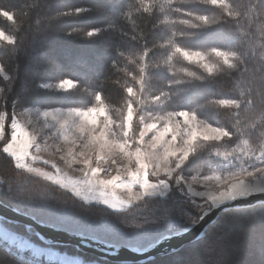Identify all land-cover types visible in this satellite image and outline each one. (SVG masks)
<instances>
[{
	"label": "snow or ice",
	"instance_id": "obj_1",
	"mask_svg": "<svg viewBox=\"0 0 264 264\" xmlns=\"http://www.w3.org/2000/svg\"><path fill=\"white\" fill-rule=\"evenodd\" d=\"M89 15L106 22L66 35L93 45L113 38L111 52L79 59L83 67L71 72L51 61L63 78L42 85L86 101L37 106L17 92L33 71L21 73L18 62L33 56L40 35ZM0 20L10 25L0 26V49L16 63L10 72L0 60V191L16 217L106 237L109 256H146L190 235L192 248L217 251L212 264H246L223 258L233 232L215 218L243 214L258 224L264 264V0H18L0 4ZM216 28L211 43H194ZM222 79L227 96L217 91ZM19 223L0 217L6 251L30 253L31 264H82L54 249L55 240L37 233L49 245L41 247L6 226ZM183 250L171 248L167 264H184Z\"/></svg>",
	"mask_w": 264,
	"mask_h": 264
},
{
	"label": "trees",
	"instance_id": "obj_2",
	"mask_svg": "<svg viewBox=\"0 0 264 264\" xmlns=\"http://www.w3.org/2000/svg\"><path fill=\"white\" fill-rule=\"evenodd\" d=\"M18 0H0V4L8 5L10 3H16ZM62 4L71 5L77 2H86V0H59ZM107 2V0H104ZM106 22V18L99 15H89L81 17L79 19L67 18L58 20L55 25L49 31L40 35V43L35 53L28 60L21 59L20 64L21 73L24 72L25 65L32 67V75L27 81L22 82V85L17 86V92H23L28 98L37 106H76L86 101V97L82 93H63L60 91H54L51 89H43L42 85L48 83L58 82L59 78H63L61 74L53 70L51 61H56L65 65L67 71L71 72L75 70V67H83V65H77L75 62L79 59L87 60L88 62H94L100 55H107L111 52V45L115 42L113 38H109L102 44H90L80 37L68 36L66 32L74 27H91L99 26ZM0 26L10 28V25L3 20H0ZM37 25L35 21L32 22V28L35 30ZM179 27V26H178ZM57 29H62L57 30ZM221 30L219 28L212 29L210 32L205 33L194 43H211L215 39L216 35ZM0 60H2L7 69L12 72L16 63L9 60L6 50L0 49ZM70 75V73H65ZM91 75V73H90ZM2 82V81H0ZM230 82L227 80H220L218 82L217 91L222 96H227L230 93L228 88ZM205 115L212 116L213 113L208 111ZM220 119L221 117H215ZM41 189L46 192L47 195L53 196L57 200L67 199V195L61 190L51 185H29V190ZM0 200L11 206L9 197L6 193L0 191ZM97 216H103L102 207L94 209ZM218 222L221 224H227L233 232L232 237L225 243V252L223 258L226 260H242L246 264H258L259 262V227L253 220L246 217L243 214H229L220 213ZM50 225V224H47ZM14 231L22 234L23 237L29 239L35 244L43 247H48V244L41 243L37 239L36 232L33 229H26L23 225L8 224ZM52 226V225H51ZM98 235V234H97ZM89 237H93V234H89ZM106 237L100 236L98 238L104 241ZM54 249H58L62 253H67L71 256L80 257L85 262L99 263V264H167V255L158 256L154 261H148L144 263H116L108 260H102L97 256L80 251L76 246L71 245H53ZM184 264H212V261L218 258L216 250L196 249L192 248L189 244L184 246L182 252ZM32 256L28 252L16 254L15 252H8L5 247L0 244V260L3 264H31Z\"/></svg>",
	"mask_w": 264,
	"mask_h": 264
},
{
	"label": "water",
	"instance_id": "obj_3",
	"mask_svg": "<svg viewBox=\"0 0 264 264\" xmlns=\"http://www.w3.org/2000/svg\"><path fill=\"white\" fill-rule=\"evenodd\" d=\"M220 213H218L216 219H218ZM0 217H9L11 220L20 221L19 225L25 226L31 224V228L36 233L43 235L48 240H55L54 245H71L76 246L80 251L90 253L102 260H108L116 263H144L148 262L147 256L154 257L164 256L171 248H179L181 245L185 246L192 238L190 235H186L180 238H173L172 240H165L157 247L153 248L146 256L137 255L129 252L128 249H122L116 256L107 255L103 241L99 239H93V237L86 236L83 239L75 234H69L65 231H57L51 225H45L40 222H34L26 219L25 217H16L11 211V206L3 203L0 200ZM18 225V224H15Z\"/></svg>",
	"mask_w": 264,
	"mask_h": 264
},
{
	"label": "rangeland",
	"instance_id": "obj_4",
	"mask_svg": "<svg viewBox=\"0 0 264 264\" xmlns=\"http://www.w3.org/2000/svg\"><path fill=\"white\" fill-rule=\"evenodd\" d=\"M57 82H55V83H48V84H53V85H55ZM70 175H72L73 176V178H77L80 174L79 173H75V172H70ZM119 195H122V193H118ZM25 238V237H24ZM27 239V238H26ZM39 246V245H38ZM41 247H43V246H41ZM62 253V252H61ZM70 257H72V258H74V259H77V260H79V261H81L82 262V264H99V263H89V262H85V261H83V259H81L80 257H76V256H71V255H69Z\"/></svg>",
	"mask_w": 264,
	"mask_h": 264
}]
</instances>
